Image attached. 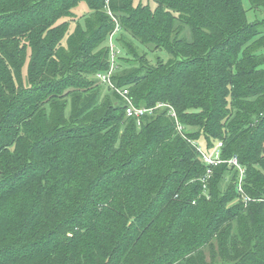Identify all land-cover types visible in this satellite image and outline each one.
I'll return each mask as SVG.
<instances>
[{"label": "trees", "instance_id": "trees-1", "mask_svg": "<svg viewBox=\"0 0 264 264\" xmlns=\"http://www.w3.org/2000/svg\"><path fill=\"white\" fill-rule=\"evenodd\" d=\"M118 90L177 119L139 126ZM0 264H264V22L242 0H0Z\"/></svg>", "mask_w": 264, "mask_h": 264}, {"label": "built area", "instance_id": "built-area-1", "mask_svg": "<svg viewBox=\"0 0 264 264\" xmlns=\"http://www.w3.org/2000/svg\"><path fill=\"white\" fill-rule=\"evenodd\" d=\"M112 47V61H114L115 58V52L113 51L115 49V46L111 44ZM115 70V63L112 62V67L111 70L107 74L99 75V78L102 79L105 83H108L112 85L111 78L113 75V72ZM118 92L125 98L127 104H126V113L128 118L135 119L137 124L140 126L142 123L143 117L146 115H151L155 112V110L167 107L170 109V115L177 119V115L174 111V109L164 103H159L156 105V107L153 108H146V107H136L132 101V99L129 97V91L128 90H118ZM178 129L181 130V127L178 125ZM222 147L223 143H218L217 146L212 149L211 152H203L201 147H199V151L201 153L203 161L208 165V166H218L219 164L226 162L223 161L221 156H222ZM228 163L232 166H234L236 169L239 170L240 172V181L238 183V189L241 192L242 191V183L245 178V168L239 163V160L237 157H233L231 160L228 161ZM211 173V170L208 171V174ZM249 199L247 198V201Z\"/></svg>", "mask_w": 264, "mask_h": 264}, {"label": "rangeland", "instance_id": "rangeland-1", "mask_svg": "<svg viewBox=\"0 0 264 264\" xmlns=\"http://www.w3.org/2000/svg\"><path fill=\"white\" fill-rule=\"evenodd\" d=\"M242 1H243L244 8L247 11V18H248L249 22H251V23L257 22V21L264 22V10H261V9L260 10H253L251 8L249 0H242ZM87 11H88V7L83 4L78 9L77 14L81 15L83 13H86ZM74 26H75L74 24L71 25V31L74 29ZM118 37H119V33H116L114 40L116 41L118 39ZM112 44L115 45L114 43H112ZM118 51H119V49L116 50V57L122 56V54L120 55V53H118V55H117ZM149 58L151 61L155 62L158 58H160L161 60H166L168 57L164 53L156 52V53H149ZM111 87H113V85H110V88L107 85V87L105 88V93L107 92L106 90L111 89ZM199 145H200L203 152H207L206 143H205L204 139H200Z\"/></svg>", "mask_w": 264, "mask_h": 264}]
</instances>
